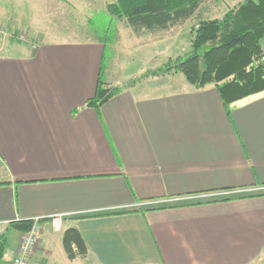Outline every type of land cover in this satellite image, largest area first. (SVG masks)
Returning <instances> with one entry per match:
<instances>
[{"label": "crops", "instance_id": "obj_1", "mask_svg": "<svg viewBox=\"0 0 264 264\" xmlns=\"http://www.w3.org/2000/svg\"><path fill=\"white\" fill-rule=\"evenodd\" d=\"M116 1L0 0V29L31 42L0 33V234L39 218L32 264H264V92L228 116L216 86L154 73L182 57L160 36L220 18L211 0L153 28L111 18ZM101 82L122 89L97 109ZM71 228L86 257L69 259Z\"/></svg>", "mask_w": 264, "mask_h": 264}, {"label": "trees", "instance_id": "obj_2", "mask_svg": "<svg viewBox=\"0 0 264 264\" xmlns=\"http://www.w3.org/2000/svg\"><path fill=\"white\" fill-rule=\"evenodd\" d=\"M206 1L117 0L108 6V12L128 19L134 27H165L187 21ZM193 34L190 51L177 58L166 73L183 74L195 90L216 86L228 116L234 103L264 92V0H241L220 18L201 20ZM121 89L101 82L87 105L98 109ZM31 227V221L12 223L10 230L0 234V262L11 246L8 233L22 234ZM63 242L69 259L88 255V246L77 229L66 230Z\"/></svg>", "mask_w": 264, "mask_h": 264}, {"label": "rangeland", "instance_id": "obj_3", "mask_svg": "<svg viewBox=\"0 0 264 264\" xmlns=\"http://www.w3.org/2000/svg\"><path fill=\"white\" fill-rule=\"evenodd\" d=\"M115 3H112V4H115ZM233 3H234V0H211L208 3V5H207L206 8H208V9L211 8V13H210L211 15H213L215 17H221L223 11L225 10V7L226 6L227 7L228 6H232ZM108 6H107V11H108ZM109 15H110V13H109ZM111 18H113L114 20H118L120 22H124V20H125V19H118V18H115L113 16H111ZM94 21L96 22L97 25L100 24L101 29H107L108 28V23H107V21L105 19H94ZM194 23L195 22H192L189 25L181 28L179 30V33H177L175 35L169 34V35L160 36V37H162L161 40H164V39L166 40L165 42H166L167 47H169L170 45L173 47V49L176 47V49L174 50L176 52L175 54L182 55V57L185 56L190 51V49H191V41H192V38L194 37L193 32L195 31V28L197 26ZM92 27L94 29V24L92 25ZM0 33H2L3 35L7 36L11 40H15L17 42L24 43V44H31L30 39L28 38V36L25 33H21V34L9 33V32H5L3 29H0ZM123 34L124 35H127L126 33H123ZM173 39L174 40L175 39H178L181 44L175 46V44L171 42ZM144 40L149 41L151 39L148 36V37H145ZM161 40L156 39L154 46H159V43L161 42ZM134 47H135V45H134ZM147 48H148V50H147ZM143 51H144V54L145 55H148V56L151 55V54H153L151 52V51H153V49H151L150 46H146V48H144ZM109 53L110 52L107 51V55L108 56L110 55ZM129 55H130V57L128 58V60H129V63H131L133 61L132 58H135V56H136L135 60L137 62L141 54H140V51L139 50H136L135 52L132 50ZM139 61L141 62V60H139ZM174 61H176V59L175 60L168 61L165 65L161 66L160 70H157V72H160L162 75L174 74V71H171V70L168 73H166V69H170L173 66H175ZM140 62H138L137 65H135L134 67H133V65H131V67H133V69H137V70L140 67L145 68L146 67L145 64L140 63ZM154 73H156V71ZM176 76H177V77H175L176 83L175 84H172L171 87H175V86L178 87L180 84H186V83H188L186 81V79H185V77H184L183 74L177 73ZM145 79H146V81H148L147 80V77ZM12 237L13 236H11V238ZM5 258L3 259V261L4 260L6 261Z\"/></svg>", "mask_w": 264, "mask_h": 264}, {"label": "built area", "instance_id": "obj_4", "mask_svg": "<svg viewBox=\"0 0 264 264\" xmlns=\"http://www.w3.org/2000/svg\"><path fill=\"white\" fill-rule=\"evenodd\" d=\"M65 218L66 215L63 214H57L50 218L55 231L60 232L62 230ZM40 221L39 218L32 220L31 229L20 235L17 252L11 264H32L33 256L43 236Z\"/></svg>", "mask_w": 264, "mask_h": 264}]
</instances>
